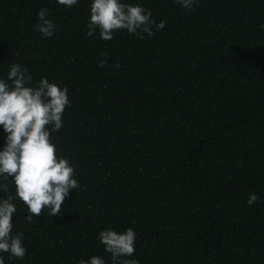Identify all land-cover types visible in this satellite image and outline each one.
Instances as JSON below:
<instances>
[{
	"label": "trees",
	"instance_id": "16d2710c",
	"mask_svg": "<svg viewBox=\"0 0 264 264\" xmlns=\"http://www.w3.org/2000/svg\"><path fill=\"white\" fill-rule=\"evenodd\" d=\"M91 2L0 0V78L19 63L33 85L67 87L52 142L81 184L57 217L27 222L14 200L27 254L0 253L5 264H111L99 233L128 228L139 264H264V0H121L165 27L110 41L86 34ZM42 8L48 38L35 27ZM5 136L0 126V148Z\"/></svg>",
	"mask_w": 264,
	"mask_h": 264
},
{
	"label": "clouds",
	"instance_id": "9594fccd",
	"mask_svg": "<svg viewBox=\"0 0 264 264\" xmlns=\"http://www.w3.org/2000/svg\"><path fill=\"white\" fill-rule=\"evenodd\" d=\"M78 0H57V4L72 8ZM183 8L191 10L197 0H176ZM36 30L45 38L51 37L56 26L49 16V9L38 12ZM152 13L143 6L131 5L121 0H92L88 36L99 30L102 40L110 41L117 31L127 30L130 34L153 36V26L162 30L165 22L156 23ZM264 27V25H262ZM99 62V67L107 66L108 53ZM119 68V63L115 64ZM67 87L61 88L42 77L33 85V77L19 63L9 65L7 79L0 78V126L5 142L0 148V191L8 193L10 184L14 195L0 199V253L11 258L23 260L27 248L23 246V233L13 235V217L17 213L14 200L21 201L28 209L27 222L33 216L39 217L45 210L51 217L60 216L62 205L71 190L81 188L76 171L70 159L57 153L52 142V134L64 124L65 109L70 105ZM258 201L250 194L246 201L252 206ZM104 250L110 254L111 264H139L129 259L135 253L136 233L132 228L124 232L111 229L102 230L98 236ZM0 264H5L0 255ZM78 264H106L100 256L88 260L81 259Z\"/></svg>",
	"mask_w": 264,
	"mask_h": 264
}]
</instances>
